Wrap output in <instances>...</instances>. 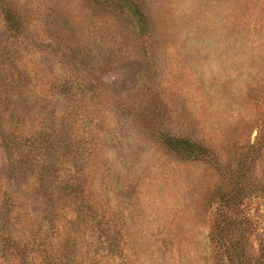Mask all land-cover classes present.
<instances>
[{"label":"rangeland","instance_id":"obj_1","mask_svg":"<svg viewBox=\"0 0 264 264\" xmlns=\"http://www.w3.org/2000/svg\"><path fill=\"white\" fill-rule=\"evenodd\" d=\"M0 264H264V0H0Z\"/></svg>","mask_w":264,"mask_h":264}]
</instances>
